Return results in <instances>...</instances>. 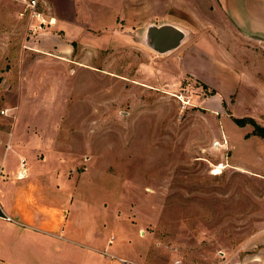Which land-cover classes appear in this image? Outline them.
<instances>
[{
	"label": "rangeland",
	"instance_id": "rangeland-1",
	"mask_svg": "<svg viewBox=\"0 0 264 264\" xmlns=\"http://www.w3.org/2000/svg\"><path fill=\"white\" fill-rule=\"evenodd\" d=\"M149 2L134 18L117 16L83 36L71 33L78 17L106 19L105 8L74 13L75 1L62 10L75 19L65 28L75 37L65 45L70 51L62 55L48 41L45 51L63 57L66 64L48 63L65 66V76L52 74L51 90H35L37 77H26L33 86L17 88L19 109L8 114L2 104L13 93H0V189L29 180L16 179L18 151L37 136L36 159L24 156L28 177L82 184L66 207L89 231L113 237L115 255L140 264H264V138L253 125H238L225 103L218 114L204 108L215 93L182 73L174 51L151 48L146 33L150 25L176 23L186 31L183 43L202 36L205 49L213 42L240 50L238 59L254 73L264 72V44L237 39L213 0ZM21 17L26 41L38 40L43 34L31 36L30 17Z\"/></svg>",
	"mask_w": 264,
	"mask_h": 264
},
{
	"label": "crops",
	"instance_id": "crops-1",
	"mask_svg": "<svg viewBox=\"0 0 264 264\" xmlns=\"http://www.w3.org/2000/svg\"><path fill=\"white\" fill-rule=\"evenodd\" d=\"M75 1L74 13L80 8L82 14L86 7L93 9L97 4L105 8L107 16L106 19L99 16L85 22L81 15L76 23L78 28L71 31L76 36H83L85 28L98 30L112 25L120 15L134 18L142 12L140 9L150 5L149 0H41V10L55 18L49 29L57 31L47 32L36 41H26L27 25L26 20L20 16L21 6L9 0H0V93H13L10 98L5 95L3 110L19 109L20 104L16 101L17 88L25 91L33 86L31 80H25L26 77H37L35 90L40 84L51 90L50 76H55L58 72L65 76V66H58L60 69L57 70L55 64L48 63L59 59L66 64L63 57L45 50L48 41L51 49L62 55L70 51L65 45L69 46L67 41L75 37L70 36L66 29L75 24V19L69 20L62 16L65 14L62 10L67 6L70 8ZM159 1L163 5L168 0ZM213 2L229 21L237 39L264 44V0ZM44 5H48L53 12H47ZM163 24H173L181 28L172 22ZM91 34L97 36L95 33ZM200 39L202 36H197L183 43L174 50L172 56L178 57L182 73L189 74L199 83L207 85L209 91H215V94L206 97L208 103L203 107L218 114L217 108H222L225 103L234 118L252 117L264 125V72L254 73L247 65L250 69L248 70L238 59L240 50L235 54L230 47L213 42L214 47L211 50L205 49L202 46L204 40L201 44L198 43ZM237 39L233 38V45H239ZM26 43L34 48L25 50ZM262 60L264 61V57ZM45 77H48L49 82ZM201 94L204 99L203 95L207 93L204 91ZM238 109L247 113L239 114ZM29 140L27 144L22 143V151L18 152L23 159L24 156H35L36 159L40 152L39 141L37 136ZM0 145H4V140H0ZM19 171L24 172L20 165L18 173ZM28 174L27 170L26 176L22 178L17 174V180L29 179L22 184H1L0 264H121L104 254V251L111 252L109 248L116 240L110 243L111 238L103 233L89 231L88 221L84 217L78 218L76 212L71 214L66 207L72 192L79 190L82 184H70L69 190L65 186L67 184H42L37 181L38 176L32 174L28 177ZM86 239L99 248L86 246Z\"/></svg>",
	"mask_w": 264,
	"mask_h": 264
},
{
	"label": "built area",
	"instance_id": "built-area-1",
	"mask_svg": "<svg viewBox=\"0 0 264 264\" xmlns=\"http://www.w3.org/2000/svg\"><path fill=\"white\" fill-rule=\"evenodd\" d=\"M9 1H12L21 6L22 8V11L20 12L21 16H24L25 14H27L30 17L31 22H30L29 31H30L31 36L45 34L44 31L46 30V27L48 25L49 26L52 25L55 22V18L52 17V15L46 14L40 9L41 0H9ZM8 112H9V109L1 111L2 114H8ZM20 166L24 172L19 171L18 175L19 177L20 176L24 177L26 176V166H25L24 159L21 160ZM113 241L114 239L113 237H111L110 243H112ZM104 254L108 256L111 260H117L121 264H140L135 261L119 257L108 251H104ZM109 264H112V263H109Z\"/></svg>",
	"mask_w": 264,
	"mask_h": 264
},
{
	"label": "water",
	"instance_id": "water-1",
	"mask_svg": "<svg viewBox=\"0 0 264 264\" xmlns=\"http://www.w3.org/2000/svg\"><path fill=\"white\" fill-rule=\"evenodd\" d=\"M186 31L173 24L150 25L146 42L159 53L172 52L179 48L186 38Z\"/></svg>",
	"mask_w": 264,
	"mask_h": 264
},
{
	"label": "trees",
	"instance_id": "trees-1",
	"mask_svg": "<svg viewBox=\"0 0 264 264\" xmlns=\"http://www.w3.org/2000/svg\"><path fill=\"white\" fill-rule=\"evenodd\" d=\"M205 87H207V85ZM211 93H215V91L213 90L211 91ZM234 120L240 126H246L247 124L253 125L254 129L252 133L264 138V125L258 123L254 118L242 117V118H234Z\"/></svg>",
	"mask_w": 264,
	"mask_h": 264
},
{
	"label": "bare ground",
	"instance_id": "bare-ground-1",
	"mask_svg": "<svg viewBox=\"0 0 264 264\" xmlns=\"http://www.w3.org/2000/svg\"><path fill=\"white\" fill-rule=\"evenodd\" d=\"M20 178H22V177H20Z\"/></svg>",
	"mask_w": 264,
	"mask_h": 264
}]
</instances>
